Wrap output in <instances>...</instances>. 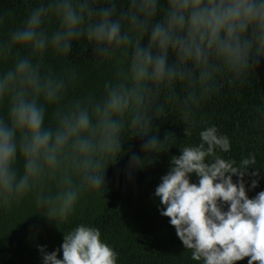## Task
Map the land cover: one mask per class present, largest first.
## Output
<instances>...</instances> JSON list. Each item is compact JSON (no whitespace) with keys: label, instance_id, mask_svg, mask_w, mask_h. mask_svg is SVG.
I'll return each instance as SVG.
<instances>
[{"label":"clouds","instance_id":"1","mask_svg":"<svg viewBox=\"0 0 264 264\" xmlns=\"http://www.w3.org/2000/svg\"><path fill=\"white\" fill-rule=\"evenodd\" d=\"M13 15L0 6V206L33 193L56 221L83 193L105 185L125 132L149 136L152 121L168 115L170 105L193 123L222 77L242 83L253 56L264 57V0H37L20 23H9ZM81 40L114 62L100 95L70 97L78 68L57 70L47 59L50 51L69 55ZM256 111L257 122L264 121V106ZM199 137L172 157L156 187L160 214L195 261L264 264V191L249 199L243 182L255 154L237 165L217 155L229 152L230 142L215 126ZM160 144L151 136L144 150L159 152ZM193 173L198 184L190 182ZM61 250L58 259L40 247L43 264H117L95 227L64 234Z\"/></svg>","mask_w":264,"mask_h":264},{"label":"trees","instance_id":"2","mask_svg":"<svg viewBox=\"0 0 264 264\" xmlns=\"http://www.w3.org/2000/svg\"><path fill=\"white\" fill-rule=\"evenodd\" d=\"M36 2L0 0V6L13 11L11 24L20 23ZM147 42L145 37L142 46ZM47 59L57 70L65 65L78 68L80 78L70 87V97L102 94L105 80L114 72V62L98 57L85 40L74 42L69 55L57 56L50 51ZM250 63L254 67L242 83H233L227 76L220 79L219 90L195 109L193 123L185 121L180 110L170 105L168 115L152 121L153 129L149 131H154L149 136L125 132L118 159L105 171V185L83 193L66 218L50 219L33 193L14 201L11 207L0 206V264H43L40 247L46 254L56 251L57 258L62 259L64 234L78 225L99 229L101 240L117 253V264H202L191 258V251L185 249L169 218L160 214L164 207L155 189L170 171L172 157H178L184 147L198 145L200 131L215 126L230 142V151L217 149V155L239 165L242 159L255 154L256 163L250 166L255 168L243 178L248 198L264 191V121L257 122L256 111L258 106H264V57L253 56ZM151 136L162 143L159 152H145L144 145ZM133 157L144 163L132 165ZM18 167L22 171L19 158ZM253 172L257 175L252 176ZM189 179L194 184L199 182L195 173ZM253 180L255 188L251 186ZM232 181L237 183L238 177L233 176ZM227 209L228 205L222 206L223 211ZM237 264H248V260Z\"/></svg>","mask_w":264,"mask_h":264}]
</instances>
